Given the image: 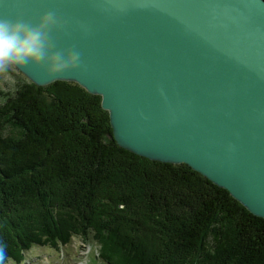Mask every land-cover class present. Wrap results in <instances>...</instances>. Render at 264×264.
<instances>
[{
  "label": "water",
  "instance_id": "1",
  "mask_svg": "<svg viewBox=\"0 0 264 264\" xmlns=\"http://www.w3.org/2000/svg\"><path fill=\"white\" fill-rule=\"evenodd\" d=\"M67 22L82 66L40 87L100 96L120 147L186 164L264 219V0H0V16Z\"/></svg>",
  "mask_w": 264,
  "mask_h": 264
},
{
  "label": "trees",
  "instance_id": "2",
  "mask_svg": "<svg viewBox=\"0 0 264 264\" xmlns=\"http://www.w3.org/2000/svg\"><path fill=\"white\" fill-rule=\"evenodd\" d=\"M23 80L0 105V264L21 262L30 244L104 246L107 224L109 263L118 255L119 264H264V219L226 189L186 164L120 147L101 97L77 83Z\"/></svg>",
  "mask_w": 264,
  "mask_h": 264
},
{
  "label": "clouds",
  "instance_id": "3",
  "mask_svg": "<svg viewBox=\"0 0 264 264\" xmlns=\"http://www.w3.org/2000/svg\"><path fill=\"white\" fill-rule=\"evenodd\" d=\"M66 28L67 22L54 10L35 22L23 14L15 18L0 16V74L17 66L32 67L41 71L44 79L53 80L79 69L82 53L75 46H58L57 35Z\"/></svg>",
  "mask_w": 264,
  "mask_h": 264
},
{
  "label": "rangeland",
  "instance_id": "4",
  "mask_svg": "<svg viewBox=\"0 0 264 264\" xmlns=\"http://www.w3.org/2000/svg\"><path fill=\"white\" fill-rule=\"evenodd\" d=\"M24 77L25 76L16 67L9 69V71L7 73L0 74V105L4 104L7 101L9 95L14 94L20 88V86L24 83V80H23ZM76 153H77V155H80L81 151L79 149H77ZM122 161L123 160H121V163H123ZM118 162H120V161L114 162V164L116 163V165H118ZM119 166H121V165L119 164ZM138 166H141V165H138ZM150 167H151V164H150ZM117 168L118 167H116L115 170ZM119 169H121L123 171L122 168H119ZM117 172H119V174H120V171H117ZM63 185L64 184H62L61 186H63ZM31 209H33V208L21 210L22 212H19L18 214H16L17 219L20 220L19 217L21 216V214L27 215V211H29ZM148 213H151V211H148ZM56 214H57V210H56V212H53L48 216L49 221H51V219L53 221V223H52V221L50 223L52 225L55 224V227L57 226V220L56 219H60V217L58 215L55 217ZM106 216L110 217V215H106ZM12 220H15L14 216H13ZM12 220H10V221H12ZM62 221L65 222L64 217H63ZM141 222H146V221H141ZM22 225L23 224H21L20 226H22ZM26 226H28V225H26ZM111 226L112 225L107 224L106 227H103V229L101 230V232H103L102 235L105 236V245L104 246H97V245L93 244V243H95L94 240H93V243L91 242L90 244H87V243L83 242L84 240L81 241L77 238H74L73 241L69 242V244L66 245L64 248H62L61 246H56L54 249H52V248L45 247V246H38L37 244H30L29 247L22 248V247L27 245V244H23L20 246V249L22 248L21 254L23 256V259L26 258V260L22 264H103L102 262L99 261L98 257L99 256H108V255L113 254L115 252L112 249V246H113L112 243L114 242L115 238L110 239V235H108L110 230H113V228ZM127 226H129V225H127ZM143 226L147 230V227H146L147 224L144 223ZM16 228L17 227H14L13 230H16ZM69 230H71V227H69ZM28 232H29V229L27 228L26 232H24L25 235H27ZM163 232H164L163 234L161 232V236L163 235L164 237H167L166 236V230ZM112 234L115 235L117 233L115 231ZM138 235L145 236L146 234L144 232H138ZM106 236H107V238H106ZM158 236H160V235H158ZM21 241H23V240H21ZM23 250H26L27 253L23 252ZM130 256H132V258H133L132 253ZM111 258L113 260H115L118 264L121 262V257L118 255L113 256ZM3 262H9V261H6L3 259Z\"/></svg>",
  "mask_w": 264,
  "mask_h": 264
}]
</instances>
